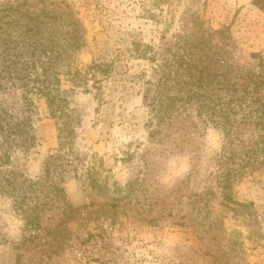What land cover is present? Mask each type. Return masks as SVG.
<instances>
[{"label": "rangeland", "instance_id": "obj_1", "mask_svg": "<svg viewBox=\"0 0 264 264\" xmlns=\"http://www.w3.org/2000/svg\"><path fill=\"white\" fill-rule=\"evenodd\" d=\"M260 61L264 0H0V264H264L253 127L148 98Z\"/></svg>", "mask_w": 264, "mask_h": 264}, {"label": "trees", "instance_id": "obj_2", "mask_svg": "<svg viewBox=\"0 0 264 264\" xmlns=\"http://www.w3.org/2000/svg\"><path fill=\"white\" fill-rule=\"evenodd\" d=\"M189 78V87H181L170 95L172 87L169 86L168 73L164 70L159 73L153 95L148 97L156 124L167 123L174 127L178 122L175 112L193 107L198 117H204L205 122L214 123L224 131L228 146L246 143L241 139L238 126H252L256 138L252 145H246L245 155L249 160L257 154V149L264 150V61L258 63L256 72L234 63L227 68L219 64L209 70L201 68L199 75L190 72ZM236 172V169L227 171L224 174V177L228 176L226 181L229 182Z\"/></svg>", "mask_w": 264, "mask_h": 264}]
</instances>
